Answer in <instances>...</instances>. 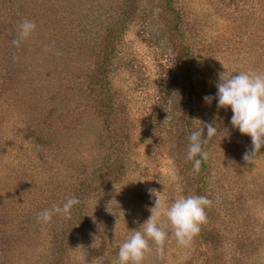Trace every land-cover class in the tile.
Segmentation results:
<instances>
[{"label": "rangeland", "instance_id": "1", "mask_svg": "<svg viewBox=\"0 0 264 264\" xmlns=\"http://www.w3.org/2000/svg\"><path fill=\"white\" fill-rule=\"evenodd\" d=\"M173 3L183 35L167 32L176 19L163 0H0V264H118L119 245L150 215L154 193L166 204L192 194L212 203L187 246L161 214L165 241L158 251L149 240L141 264H264V145L245 161L251 139L230 124V107L202 100L220 73L264 71V0ZM125 6L136 13L115 41L113 125L90 70ZM25 19L36 27L21 38ZM182 70L192 130L205 121L218 130L208 138L204 129L199 172L186 159L188 139L171 126L179 89L161 87ZM117 156L119 170L107 165ZM71 196L79 203L69 215L37 221ZM57 238L69 243L55 260Z\"/></svg>", "mask_w": 264, "mask_h": 264}, {"label": "clouds", "instance_id": "2", "mask_svg": "<svg viewBox=\"0 0 264 264\" xmlns=\"http://www.w3.org/2000/svg\"><path fill=\"white\" fill-rule=\"evenodd\" d=\"M18 27L20 37L25 38L32 34L36 25L33 21L25 19ZM12 43L18 44L19 41L13 39ZM215 87V94H206L202 100L206 104H211L215 99L218 108L230 107L232 113L230 124L251 139V151H245L242 157L246 161L264 145V71L249 69L234 70L223 75L220 73ZM204 129L208 138L218 132L217 126L205 121L203 127H197L188 135L186 159L192 161L195 172H199L202 160L206 159V153L202 149V143L206 138L202 136ZM154 195L150 215L119 245L118 264H141L145 253L151 250L149 240L157 245L158 251L160 250L167 235L160 224L161 214L167 218L177 243L185 246L199 233L201 224L207 220L205 209L212 201L205 195H181L170 204H166L155 193ZM78 203L79 198L71 196L62 206H56L51 210L43 209L37 214L36 219L47 223L53 213L62 212L69 215L72 206Z\"/></svg>", "mask_w": 264, "mask_h": 264}, {"label": "trees", "instance_id": "3", "mask_svg": "<svg viewBox=\"0 0 264 264\" xmlns=\"http://www.w3.org/2000/svg\"><path fill=\"white\" fill-rule=\"evenodd\" d=\"M163 4H164V10H163L164 14L168 13L174 15L176 19V22L172 25V28L170 29L171 31L167 30V32L168 31L172 33L179 32L180 35H183V30L181 29L182 18L178 9L175 7L173 0H163ZM132 5H133V0H132ZM133 9L132 8L130 9L129 6L128 7L125 6V9L123 8L120 12L121 16L118 18L117 23H115L117 24V26H115L114 24L112 28L107 29L106 33L103 35V37H101V39L103 38L104 40L103 46L99 50L97 57L94 59V63H93L94 67H92L90 70L92 72V70H94L95 68L94 72H96L95 75L97 77L96 80H94L93 83L94 85H92V87H98L100 90V93H98L100 95L98 96L99 97L98 105L100 106L102 104L103 107L102 106L101 107L103 110H101L99 106L97 107L100 108L101 113H104L105 120L108 119L107 121H109V124H113V125H116L118 123L117 122L118 108L116 106V100L111 90V82H110V72L112 71L113 61L117 54L115 41L118 40V35L121 34V30L125 25L124 21L126 19H131V17H134L136 11L135 9L134 11H132ZM172 33L169 34L171 35ZM182 58L184 57L182 56ZM184 71L185 70H182V76L178 77L177 75L176 78L171 76V78H167L166 80H164L163 81L164 84L162 83L161 87H163L164 90L166 91H168V89L171 87H175L179 89V94L177 96L178 99L177 105L179 111L176 115H174L175 120L173 121L171 126L172 129L174 128L176 130V131L174 130L175 133H177L180 137L184 136L185 139H188V135L192 131L191 122L194 117V109L192 106V91L191 89L186 90L187 87L186 85L188 84V80L186 79L188 78V76L186 75V73H184ZM189 83L191 82L189 81ZM165 96L166 97L170 96V94L168 95L166 94ZM170 98H172V96ZM119 121H121V119ZM118 130L117 129L115 130L114 135H118L119 138H114L113 142L116 145L115 147H117L118 151H120L121 147H123L124 138L122 137L123 135L122 131L119 132V134H117ZM120 159L121 157L117 156L116 158H114V160L110 161L108 164L106 162V164L108 166L111 165L112 167L119 170ZM201 165H205V159L202 160ZM111 171L112 170H110V172ZM112 173L116 175V173L118 172L114 171ZM210 237H211L209 239L210 241L207 240L208 243L210 245L218 246L220 243L219 238L214 236H210ZM61 239L62 238H57L55 241L56 245L52 253L55 260H57L58 258L61 259L62 249L66 246V244L69 243V239H62V240Z\"/></svg>", "mask_w": 264, "mask_h": 264}]
</instances>
